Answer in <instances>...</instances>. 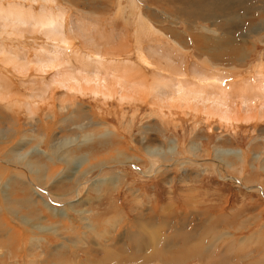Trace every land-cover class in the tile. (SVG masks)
<instances>
[{"label": "rangeland", "instance_id": "rangeland-1", "mask_svg": "<svg viewBox=\"0 0 264 264\" xmlns=\"http://www.w3.org/2000/svg\"><path fill=\"white\" fill-rule=\"evenodd\" d=\"M57 1L126 43L119 58L135 65L138 51L163 63L160 46L189 77L210 68L243 84L264 64V0ZM134 10L152 37H137ZM5 67L13 105L0 103V264H264V123L223 127L59 89L29 114L23 104L51 76Z\"/></svg>", "mask_w": 264, "mask_h": 264}, {"label": "bare ground", "instance_id": "bare-ground-1", "mask_svg": "<svg viewBox=\"0 0 264 264\" xmlns=\"http://www.w3.org/2000/svg\"><path fill=\"white\" fill-rule=\"evenodd\" d=\"M133 7L139 9L136 4H132ZM69 11L57 0H0V62L9 66L5 68H10L16 75L25 76L28 71L33 70L38 74L36 80L41 81V76L44 75L51 76L44 88L34 90L36 94L31 93V101L23 104L27 113L34 112L37 103L46 98V92L59 89L66 95L70 94L72 99L93 98L104 105L110 102H119L121 105L148 104L153 112L161 113L164 117L165 110L169 114L171 110H184V115L189 111L205 122L217 121L223 127L237 128L241 125L264 123V64L243 84L235 82V78L231 74L227 75L226 70L224 73L217 69L202 68L200 71L194 68V73L189 77L181 65L184 60L159 46L153 50L163 63L160 60L149 61L144 53H137L139 63L153 70V78L148 83V71H145V67L119 58L123 56V52L128 51L122 50L126 43L124 46L118 44L119 34V37L116 35L119 40L117 43V38L111 36L112 33H102L100 25L97 28L89 18L70 19L73 14ZM138 12L135 11L137 19L133 21L137 37H141L140 33L143 36L151 34L152 37L154 30ZM29 39L33 43L31 48L25 46ZM40 39L42 43H37L36 40ZM74 42L80 43L79 48L83 51H78V47L73 46ZM88 46L93 50L86 51L84 47ZM120 54L122 55L118 56ZM164 65L166 69L158 70L157 67L163 68ZM5 79L7 78L0 76V103L4 102L7 107H12L10 93L7 88H3ZM47 98L52 99L51 96ZM61 101L63 96L59 102ZM188 160L190 161H186Z\"/></svg>", "mask_w": 264, "mask_h": 264}]
</instances>
